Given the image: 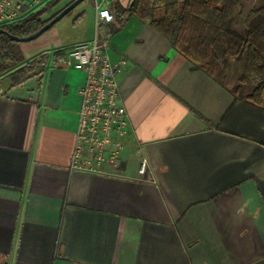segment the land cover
<instances>
[{
    "label": "crops",
    "instance_id": "1",
    "mask_svg": "<svg viewBox=\"0 0 264 264\" xmlns=\"http://www.w3.org/2000/svg\"><path fill=\"white\" fill-rule=\"evenodd\" d=\"M96 14L89 0L73 35L54 25L18 42L25 61L48 55L40 74L15 81L24 62L0 74V264H264V107L148 19L97 25ZM96 34L113 62L128 60L117 73L125 177L70 168L86 75L56 52Z\"/></svg>",
    "mask_w": 264,
    "mask_h": 264
},
{
    "label": "trees",
    "instance_id": "2",
    "mask_svg": "<svg viewBox=\"0 0 264 264\" xmlns=\"http://www.w3.org/2000/svg\"><path fill=\"white\" fill-rule=\"evenodd\" d=\"M47 0L17 21L0 25L17 36H26L41 28L70 2ZM242 0H130L127 7L112 2L114 19L122 22L134 15L150 24L165 36L196 68L203 70L221 84H226L232 64L244 62L238 85L229 87L237 98L264 107V0H258L247 13L243 29L234 27L235 13ZM117 27H110L111 34ZM68 48L57 51L65 60ZM0 74L12 66L18 69L20 83L40 74L47 62L43 54L25 61L18 42L0 33ZM250 87V89H248Z\"/></svg>",
    "mask_w": 264,
    "mask_h": 264
},
{
    "label": "built area",
    "instance_id": "3",
    "mask_svg": "<svg viewBox=\"0 0 264 264\" xmlns=\"http://www.w3.org/2000/svg\"><path fill=\"white\" fill-rule=\"evenodd\" d=\"M96 23L111 22L114 13L110 0H94ZM36 0L35 4H39ZM33 1L0 0V25L17 21L33 8ZM110 41L98 34L87 42L68 48L64 63L83 71L85 83L81 87L82 103L71 156V170L109 177H125L120 154L123 138L129 129V118L121 103L117 73L128 60L122 57L113 62L109 56ZM147 171L142 159L139 179Z\"/></svg>",
    "mask_w": 264,
    "mask_h": 264
},
{
    "label": "rangeland",
    "instance_id": "4",
    "mask_svg": "<svg viewBox=\"0 0 264 264\" xmlns=\"http://www.w3.org/2000/svg\"><path fill=\"white\" fill-rule=\"evenodd\" d=\"M29 1V0H28ZM33 1L32 6L38 5L35 4L36 0H30ZM42 3L41 5H43ZM258 4V0H242L241 6L238 8V10L235 13L234 18V27L238 30L243 29L244 20L246 18L247 13L252 9L254 5ZM40 5V6H41ZM89 6V0L83 1L79 6L75 9H73L69 14H67L65 17H63L59 22L55 24V27L59 29L60 32H62L64 35L67 34H74L76 32V27L74 24V18L77 16V13L80 8L88 7ZM39 7V6H38ZM37 7V8H38ZM52 29V28H51ZM29 43V42H27ZM244 69V62L243 61H237L232 64V67L230 68L229 72L227 73L226 78V84L229 87H234L238 85L239 83V77L242 75ZM250 89V87L248 88Z\"/></svg>",
    "mask_w": 264,
    "mask_h": 264
},
{
    "label": "water",
    "instance_id": "5",
    "mask_svg": "<svg viewBox=\"0 0 264 264\" xmlns=\"http://www.w3.org/2000/svg\"><path fill=\"white\" fill-rule=\"evenodd\" d=\"M85 0H73L71 1L67 6H65L60 12H58L53 18H51L46 24H44L41 28H39L37 31L26 35V36H17L14 35L7 30L0 27V33L6 34L9 36L12 40L17 42H28L32 41L42 34H44L46 31L51 29L57 22H59L63 17H65L67 14H69L73 9H75L79 4H81Z\"/></svg>",
    "mask_w": 264,
    "mask_h": 264
}]
</instances>
